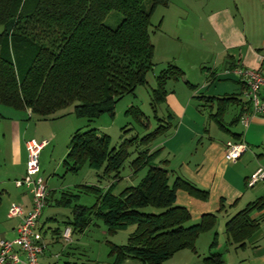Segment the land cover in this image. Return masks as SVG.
Listing matches in <instances>:
<instances>
[{
	"label": "trees",
	"instance_id": "1",
	"mask_svg": "<svg viewBox=\"0 0 264 264\" xmlns=\"http://www.w3.org/2000/svg\"><path fill=\"white\" fill-rule=\"evenodd\" d=\"M144 1L0 0V106L29 111L42 122L52 120L55 112L68 106H72V115L78 119L92 121L98 116H111L119 99L132 96L137 86H144L146 73L154 67L149 19L158 6L166 7V0H146L147 9L142 6ZM108 12L121 15L113 30L102 25ZM182 75L173 64L159 70L154 77L156 86L150 94L153 115L168 97L165 86L170 81L178 82ZM237 97L201 96L196 100L214 106L208 119L219 130L229 132L222 117L227 106L240 102ZM129 111L142 124L140 111L136 108ZM240 113L228 123L229 127L238 123ZM166 119L164 124L156 120L159 123L156 128L140 141L124 140L117 149L109 150V137L96 130L74 131L69 138L67 153L61 161L64 171L77 173L83 165L92 171L102 167L103 175H111L112 182L105 191L99 187H79L77 194H90L95 204L85 208L72 205V218L65 226L71 233H81L91 217L101 221L108 237L127 225L134 226L125 245H108L107 257L112 260L111 264H124L126 260L137 264H163L177 252L194 253L195 241L216 225L215 214H203L197 223H191L189 211L174 203L177 190L198 202L207 201L208 192L179 177L169 186L166 161L160 160L159 167L151 165L161 149L153 151L147 147L138 151L128 164L129 169L132 177L143 170L145 175L135 187H124L117 196L111 193L128 158L127 148L134 144L146 147L156 142L172 128L168 114ZM239 136L232 134L231 138L236 141ZM66 198L75 200L78 196L72 194ZM68 199L60 197L55 206H70ZM147 208L159 213H143ZM219 210L222 211V203ZM253 213L257 216L251 218ZM263 222L264 198L255 199L225 222L226 244L243 248L244 242ZM213 236L210 250L216 245V236ZM202 262L223 264L217 252H208Z\"/></svg>",
	"mask_w": 264,
	"mask_h": 264
},
{
	"label": "crops",
	"instance_id": "2",
	"mask_svg": "<svg viewBox=\"0 0 264 264\" xmlns=\"http://www.w3.org/2000/svg\"><path fill=\"white\" fill-rule=\"evenodd\" d=\"M170 7L171 4L166 0V7L164 8L167 10ZM193 16L198 19L200 26V28L196 27L194 31L197 32L201 47L204 49L202 52H205L206 60L210 59L212 61L211 65L214 71L208 73L209 75L213 73V75H210L211 80L217 82L221 77L228 78L232 75L234 69L264 71V0H204L203 11L201 8L198 12L193 11ZM217 63L224 68L223 73L226 75L221 77L216 75L215 68ZM231 68L234 69L231 70ZM244 92L243 83L236 78V83L213 90V93L210 94L211 97L217 99L223 96H238L237 98L240 102L227 106V109H235L232 119L241 112L239 118L247 117L249 122L246 127H243L239 120L238 126L240 129H236L233 132L229 131L231 135H240L236 141L231 138V135L230 139H225L223 142L208 137L206 144L201 142L200 139L205 134H208L204 127L212 120H209L208 116L205 118L202 113L208 110L209 115L215 107H209L201 102L202 105L200 106L202 108L190 109V102L186 99L182 105L172 93L167 94L168 97L165 98V104L170 110L169 112L179 120L180 124L173 126L172 129L163 134L165 136L153 144L151 150L161 149L160 155L163 154V161H166L165 170L169 173L167 175L168 185L169 182L172 185L174 178L179 177L189 181L198 189H205L208 192L209 199L204 202L195 201L180 192V190L175 192V203L189 211L190 222L193 224L197 223L203 214H215V216L223 214L224 217L233 216L253 200L264 198V181L256 183L252 187H249L248 183L254 172L258 171V169L264 170L260 163V160L264 157V147L261 154L257 153L259 149L256 150V148L262 147L264 142V121L251 116L250 106L246 105ZM193 98L195 97L193 96ZM31 117L27 111H13L8 107L0 106V151L4 154L1 159L2 164L7 165L12 172L9 177L13 180V187L14 182L19 181L24 175L27 155L24 144L34 140L32 138L30 141L25 140V131L29 129L26 123ZM228 141L232 143L241 141L246 145L247 149L239 157L238 161L232 164L227 161L228 158L224 150V144ZM44 142L47 145V140H42L38 144ZM198 147L200 148L198 149ZM250 147L252 148L249 151ZM190 151H193L192 154H194L192 155ZM66 153L61 159L64 158ZM153 167L159 166L153 165ZM78 188H76V193L79 191ZM14 189L21 190L23 193L17 196L18 193H13L10 187L7 191L2 190V193L6 197L8 196V199L12 198V200H15L23 213H27L30 210V206H32L28 192L23 188L16 189L14 187ZM25 195L28 197H26L27 199H25ZM64 195L60 194L59 198ZM66 196H69L68 193H66ZM0 198H3V196ZM59 198L54 202L55 205ZM50 199V193L47 192L46 206L50 205ZM220 203H222L221 212L219 210ZM55 205L54 207H56ZM6 214L4 220H0V240L9 242L15 238L20 219L7 218ZM256 216L257 214L253 213L251 218ZM52 218L50 215L43 219L41 213L34 227V241L43 249L41 257L38 259L39 264H100L98 260L88 258L78 250L76 242L72 241L71 237L75 232H70L69 240L65 242L61 234L63 230L69 229L66 226H63V230L60 231L47 228L49 230V238L46 240L44 227L47 220L54 221ZM68 222L66 220L64 225ZM89 222L90 220L88 224ZM69 230L71 231V229ZM85 230L78 234L82 235ZM263 230L264 222L260 224L259 229L253 233V236L244 242V246L241 249L226 244L229 246V250L231 248V254L228 250L224 261L220 254L223 264H264ZM212 238L211 232L202 233L195 241L194 250L196 252H177L163 264H200L197 248L201 244L206 247L205 253H208L210 251L208 242ZM59 246L60 249L56 250ZM217 249V253L222 250V246L218 242ZM107 259L108 264H111L112 260L108 257ZM128 262L130 260H126L124 264H128Z\"/></svg>",
	"mask_w": 264,
	"mask_h": 264
},
{
	"label": "rangeland",
	"instance_id": "3",
	"mask_svg": "<svg viewBox=\"0 0 264 264\" xmlns=\"http://www.w3.org/2000/svg\"><path fill=\"white\" fill-rule=\"evenodd\" d=\"M168 2L171 4L169 9L166 10V8L158 6L149 19V41L154 47L152 60L154 65L153 69L151 72L149 71L146 73V83L144 86H137L134 89L132 96H122V99H119L114 106V113L111 116H98L92 121H88L86 118L78 119L72 115V106H68V108L64 110L55 112V115L52 116V120H45L42 122L32 116L26 123L29 128L25 131L26 141H30L32 138L34 139V142L38 144L42 140H47V145L44 146L38 156L39 173L37 175L44 182L45 189L50 193L51 198L49 200L50 205L46 206V208L44 207L42 211V217L43 219H46L47 216L51 215L53 217L52 219H54V221L47 220L45 224L44 236L46 237V240L49 238V230L47 228L58 229L60 231L63 230V226H65L64 222L66 220H71L70 209L72 208V205L77 204V206L85 208L91 207L95 204L94 198L90 194H77L75 192L77 191V187L85 185L89 187H99L105 191L112 182L111 175H109V177L103 175L102 167L96 171H92L83 165L77 173L70 174L64 171L62 168L63 165H61V158L64 153H66L65 151L68 141L70 140L69 138L74 131L82 132L85 130H96L100 135L109 137L108 149L110 150L111 148L117 149L124 140L129 141L136 138V140L140 141V139L145 137L147 133H150L156 128V125L159 124L156 120H160L159 122H161V124L166 123L167 114L171 117L172 127L180 124L179 120L169 112L170 110L167 108L165 102L158 105L155 109L156 112L154 115L149 105L151 91L156 86L154 83V77L159 70H163L169 64H173L176 68L181 70L183 75L176 83L172 81L168 82L167 86H165V90L168 94H174L182 105L185 99L188 100L190 102V109L202 108L200 106L202 105L201 101L196 100L197 97H209L211 96L210 94L213 93V90L225 87V85L229 86L236 83V76L233 77L231 75L228 78L221 77L226 74L223 73L224 68L220 67L219 63L216 64L217 67L215 68V72L216 75L221 77L220 80L214 82L208 74L209 72L214 71L211 65L212 61L210 59L206 60V56L204 55L205 52H202L204 49L201 47L197 32L194 31L196 27L200 28V26L197 21L198 19L193 16V11L198 12V10L200 11V8L203 11L204 0H168ZM142 6L145 9L148 8L146 0L143 2ZM120 19L121 15L119 13L108 12L103 18L102 25L113 30L120 22ZM185 82L189 83L193 89L190 90ZM193 96L195 98H193ZM133 108L140 111L143 118L141 120L142 124L138 123L129 111V109ZM208 112V110H205L202 113L205 118H207ZM213 112L214 109L211 113ZM234 113L235 109L229 108L222 117V120L224 121L223 123L227 126L230 132L240 129L238 123L232 127L228 126V123L233 120L232 117ZM153 116H155L156 119H154ZM204 129L208 133L200 139L204 144L207 143L206 141L208 137L210 139L215 138L216 141L221 142L225 139H230L231 134L219 130L213 121H210ZM164 136L165 135L159 137L156 142ZM156 142H151L146 147L140 146L139 148L137 147L138 144H134L133 147L127 148L128 158L125 160L122 169L119 171L118 180L112 187L111 193L113 195L117 196L124 187H135L139 179L145 175V171L143 170L142 172H138L135 177H132L128 164H130L135 158L138 151L142 152L146 150L145 148L147 147L151 148ZM263 147L264 142L262 147L256 148V150L259 149L257 150L258 154L263 152ZM199 148L200 147H198V149ZM251 148L252 147L249 148V151ZM190 152L192 154L193 151ZM3 155L4 154L0 151V197L3 196V198H0V220H4L6 210L11 203L12 205L19 206L15 200H12V198L8 199V196H4L2 190L7 191L10 187L13 193H18L17 196H19L20 193H23L21 190L18 191L14 189L13 180L9 177L12 172L7 165L2 164L1 158ZM157 159L158 160L154 163H151L152 166L157 165L160 160H163V154L160 155V157L158 156ZM260 161L261 165L264 167V157ZM66 193H68V195L76 194L78 199H68L66 198ZM60 194L64 195V199L70 201V206H67L66 208L62 206L59 208L54 207V202L59 198ZM26 197L27 196L25 195V199L28 198ZM142 212L159 213L153 208H147ZM228 216L224 217L223 214H217L215 221L216 225L211 231L212 236L214 234L216 236V245L212 248V251L210 250L211 252H209L216 254L218 250L217 242L220 243L222 250L218 252L222 255L223 261L227 256L226 252L229 250V246L225 243L226 236H224V222L231 215ZM89 220L90 222L82 235H79L78 232L71 235L72 241L74 240V242H76V247L82 254L86 255V257L92 260L96 259L100 264H108V245H125V242L127 241L126 238L128 234L133 231L134 226L127 225L125 229L116 232L112 237H108L105 234V228L100 220H93L91 217ZM212 239L208 242V247L211 244ZM58 249H60V246L56 248V250ZM197 250L199 251V262L200 264H203V258L208 255V253H205L206 247H203V245L200 244ZM229 253L231 254V248ZM128 264L137 263L128 262Z\"/></svg>",
	"mask_w": 264,
	"mask_h": 264
},
{
	"label": "built area",
	"instance_id": "4",
	"mask_svg": "<svg viewBox=\"0 0 264 264\" xmlns=\"http://www.w3.org/2000/svg\"><path fill=\"white\" fill-rule=\"evenodd\" d=\"M232 75L236 76L245 87V100L250 106V114L264 121V71L234 69ZM29 113V111H27ZM239 123L246 127L249 119L240 117ZM46 142L37 144L34 140L26 142L24 149L26 155L24 175L19 181L14 182L16 189L23 188L30 196L31 205L27 213H23L16 205L10 204L6 217L20 219L15 232V238L9 242L0 240V264H39L38 259L42 254V247L34 241V227L40 218L44 207L47 205V190L41 178L37 175L38 156ZM225 153L230 164L238 161L239 157L246 152V145L241 141L237 143L226 142ZM264 181V170L258 169L248 180L249 187ZM70 230H63L61 236L67 242ZM22 259H20L21 257Z\"/></svg>",
	"mask_w": 264,
	"mask_h": 264
}]
</instances>
